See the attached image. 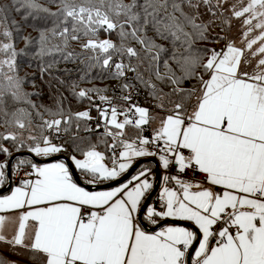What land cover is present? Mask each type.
<instances>
[{
    "label": "crops",
    "instance_id": "1",
    "mask_svg": "<svg viewBox=\"0 0 264 264\" xmlns=\"http://www.w3.org/2000/svg\"><path fill=\"white\" fill-rule=\"evenodd\" d=\"M243 57L237 74L212 69L185 112L170 110L154 123L149 113L139 118L149 119L155 138L189 148L178 160L197 163L209 175L208 185L168 181V160L137 146L140 134L127 137L126 122H111L116 129L104 130L125 153L117 160L108 157L112 164L122 161L121 169L104 176L85 167L91 172L85 174L69 157L81 180L92 186L112 183L144 163L129 179L101 189L76 182L64 160L33 164L31 179L12 182L0 194V243L28 252L31 264H189L198 241L190 264H264V86L257 85L264 79L240 74ZM215 72L219 75L212 81ZM166 122L171 123L168 137L162 132ZM5 164L0 163V189L8 183ZM156 186L163 207L157 210L152 197L143 227L139 215ZM83 207L92 209L87 222L80 218ZM228 208L230 214L216 227ZM166 220L189 223L200 237L190 226ZM230 226L237 230L231 232ZM216 235L227 241L216 243Z\"/></svg>",
    "mask_w": 264,
    "mask_h": 264
},
{
    "label": "trees",
    "instance_id": "2",
    "mask_svg": "<svg viewBox=\"0 0 264 264\" xmlns=\"http://www.w3.org/2000/svg\"><path fill=\"white\" fill-rule=\"evenodd\" d=\"M8 7L18 19L12 39L19 44L14 43V70L0 72V158H6L0 163L5 165L16 153L36 155L46 136L59 147L57 155L72 157L87 149L109 155L116 142L112 133L90 131L80 112H96L110 86L122 83L111 68L113 58L136 66L150 101H161L158 110L185 112L195 89L211 75L215 47L226 40L212 0H8ZM153 110L152 105L149 114ZM57 119L61 138L51 129ZM125 126L127 137L141 135L140 127ZM108 127L116 129L114 123ZM14 164L35 161L20 157Z\"/></svg>",
    "mask_w": 264,
    "mask_h": 264
},
{
    "label": "rangeland",
    "instance_id": "3",
    "mask_svg": "<svg viewBox=\"0 0 264 264\" xmlns=\"http://www.w3.org/2000/svg\"><path fill=\"white\" fill-rule=\"evenodd\" d=\"M212 2L222 15L220 17L226 40L223 44L216 46L214 53L210 56L211 70L226 69L222 73L228 75L237 74L240 69L239 62L244 55V65L240 74H248L255 78L264 79V0H212ZM17 22L15 11L8 7V0H0V72L3 70L6 72L14 70L15 44L18 45L19 43L12 39V32L18 29ZM26 40L27 37L20 44H25ZM218 75L215 72L212 81L216 80ZM219 84L221 83L219 82L216 86ZM257 85L264 86V82H258ZM151 101L149 98V112L152 105L154 106L153 112L150 113V117H153V119H150L154 123L162 117L164 112L158 110L157 106L162 107L160 100L158 102L152 101L153 103ZM193 104L195 105V102ZM85 111L86 109L80 112L81 116ZM60 120L57 119L51 122L53 127L51 126L52 128H50L54 130L55 137L58 130L62 131ZM145 124H150L148 118L139 119L138 127H142ZM170 126L171 123L166 122L162 127L165 137L169 136ZM124 127V125H121L122 130ZM61 135L63 136L64 133ZM34 151L35 156L47 155L52 157L57 155L60 149L56 144H53L49 136H46L42 143L36 146ZM73 156V161L77 167H86L104 176L117 174V167L121 169L123 165L122 161L116 164L110 163L106 150L87 149L83 153L74 154ZM1 159L6 158L1 157ZM24 255L26 257H23ZM27 255L28 252L24 254V251L20 248L0 243V264H31L27 259Z\"/></svg>",
    "mask_w": 264,
    "mask_h": 264
},
{
    "label": "built area",
    "instance_id": "4",
    "mask_svg": "<svg viewBox=\"0 0 264 264\" xmlns=\"http://www.w3.org/2000/svg\"><path fill=\"white\" fill-rule=\"evenodd\" d=\"M108 26L105 25V29ZM112 70L122 76V83L112 84L106 92L98 106L96 112L86 109L82 116L85 118L89 130L92 132L101 131L106 129L111 122L122 123L129 122L137 126L139 118L149 112V97L147 90L140 84L137 78V68L134 64L125 58H113ZM184 123L188 124L189 121L185 118ZM141 128V135L137 138V146L147 147L152 153L159 158L168 160V166L165 169L167 180L179 181L191 187H200L209 184V175L201 170L199 165L195 162L190 164H182L177 156L179 154H188L190 149L187 147L170 146L164 140L155 138L151 130L150 124H145ZM57 137L60 138L63 134L62 131L56 132ZM109 155L114 159H121L125 153L124 146L118 145L116 142H111L108 147ZM155 172V171H154ZM34 176V165L15 166L12 170V182L14 184H22ZM220 192V189L218 190ZM155 208L161 210L163 207V199L156 193L153 196ZM231 209L228 208L223 216L216 220V227L224 223V220L230 214ZM92 209L83 207L81 209L80 218L87 222L92 215ZM231 232L237 230V226L229 227ZM216 243L226 242V237L223 235H216L214 238ZM181 249L187 252L188 245L182 244Z\"/></svg>",
    "mask_w": 264,
    "mask_h": 264
},
{
    "label": "water",
    "instance_id": "5",
    "mask_svg": "<svg viewBox=\"0 0 264 264\" xmlns=\"http://www.w3.org/2000/svg\"><path fill=\"white\" fill-rule=\"evenodd\" d=\"M20 157H29V158H32L34 161H35V163H37V164H40V163H46V162H52V161H56V160H64L66 163H67V165H68V167H69V169L71 170V173L73 174V177H74V179L76 180V182H78L79 184H81V185H83V186H85L86 188H89V189H101V188H105V187H110V186H114V185H117V184H119V183H121V182H123V181H125V180H127V179H129L130 177H131V175L134 173V171L142 164V163H144L143 161L144 160H141V161H139L138 163H136L129 171H128V173H126L124 176H122L121 178H119L118 180H116V181H114V182H112V183H108V184H104V185H97V186H92V185H89V184H86V183H84L82 180H81V178H80V176H79V174H78V172H77V169L75 168V166H74V164H73V162L70 160V158H69V156H67V155H64V154H59V155H55V156H52V157H49V158H44V159H42V158H39V157H37V156H35L34 154H31V153H29V152H21V153H16V154H14L11 158H10V160H9V162H8V165H7V175H8V183L6 184V186H4L2 189H0V194L1 193H3V192H6V191H8L10 188H11V186H12V170H13V165H15L14 163H15V161L18 159V158H20ZM148 161V160H147ZM152 162H154L156 165H157V162L155 161V160H152ZM158 166V165H157ZM158 174V177L160 178V173H157ZM158 186V185H157ZM155 187V189L153 190V192L151 193V195L149 196V198H148V200H147V202L145 203V205L143 206V208H142V210H141V212H140V215H139V220H140V222H141V224L143 225V227H147V225L143 222V219H142V217H143V215L145 214V212H146V210H147V208H148V205H149V203H150V200H151V198L154 196V194H156L157 193V191H158V187ZM166 221H170V222H175V223H178V224H182V225H185V227L186 226H190L191 228H193L196 232H197V234H198V237H200V233H199V231L195 228V227H193L191 224H189V223H186V222H181V221H178V220H166ZM151 229H155V228H151ZM198 241V240H197ZM199 242V241H198ZM198 242H196L195 244H193V247H192V249H191V251H190V254L188 255L189 256V264H190V260H191V255L193 254V251H194V249H195V247H196V245H197V243Z\"/></svg>",
    "mask_w": 264,
    "mask_h": 264
}]
</instances>
